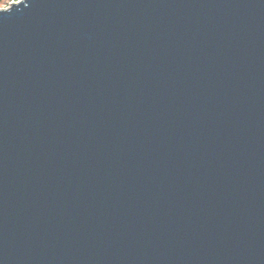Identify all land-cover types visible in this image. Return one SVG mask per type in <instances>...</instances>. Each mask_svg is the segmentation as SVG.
Returning a JSON list of instances; mask_svg holds the SVG:
<instances>
[{
    "label": "water",
    "instance_id": "obj_1",
    "mask_svg": "<svg viewBox=\"0 0 264 264\" xmlns=\"http://www.w3.org/2000/svg\"><path fill=\"white\" fill-rule=\"evenodd\" d=\"M0 8V264H264V0Z\"/></svg>",
    "mask_w": 264,
    "mask_h": 264
},
{
    "label": "rangeland",
    "instance_id": "obj_2",
    "mask_svg": "<svg viewBox=\"0 0 264 264\" xmlns=\"http://www.w3.org/2000/svg\"><path fill=\"white\" fill-rule=\"evenodd\" d=\"M13 0H2L0 2V8H5L9 5V3H11Z\"/></svg>",
    "mask_w": 264,
    "mask_h": 264
},
{
    "label": "snow or ice",
    "instance_id": "obj_3",
    "mask_svg": "<svg viewBox=\"0 0 264 264\" xmlns=\"http://www.w3.org/2000/svg\"><path fill=\"white\" fill-rule=\"evenodd\" d=\"M16 3V0H13V3H12V5L13 4H15ZM11 10V8H9L7 11H5V12H0V13H7V12H9Z\"/></svg>",
    "mask_w": 264,
    "mask_h": 264
},
{
    "label": "trees",
    "instance_id": "obj_4",
    "mask_svg": "<svg viewBox=\"0 0 264 264\" xmlns=\"http://www.w3.org/2000/svg\"><path fill=\"white\" fill-rule=\"evenodd\" d=\"M2 0H0V2H1Z\"/></svg>",
    "mask_w": 264,
    "mask_h": 264
}]
</instances>
